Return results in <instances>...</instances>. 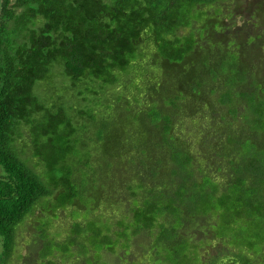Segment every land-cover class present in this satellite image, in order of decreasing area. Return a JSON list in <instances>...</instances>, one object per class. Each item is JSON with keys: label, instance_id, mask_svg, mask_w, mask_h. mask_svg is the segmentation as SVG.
<instances>
[{"label": "trees", "instance_id": "16d2710c", "mask_svg": "<svg viewBox=\"0 0 264 264\" xmlns=\"http://www.w3.org/2000/svg\"><path fill=\"white\" fill-rule=\"evenodd\" d=\"M224 1L0 0V264L36 209L43 264H264V0Z\"/></svg>", "mask_w": 264, "mask_h": 264}, {"label": "rangeland", "instance_id": "374dc122", "mask_svg": "<svg viewBox=\"0 0 264 264\" xmlns=\"http://www.w3.org/2000/svg\"><path fill=\"white\" fill-rule=\"evenodd\" d=\"M224 2L229 3L231 2V0H225ZM261 11L262 12L260 16L257 15L256 13L255 15H253L254 13L253 10H250L248 12L245 11L243 12V14L236 13L234 17L235 24L240 25L247 21L250 27L248 30H250L251 32L253 31L261 32L264 30V23H263L264 7ZM58 73H59V68L55 67L54 69L50 70L48 77L46 79L36 81L33 87L34 95H37L41 101H42V97L46 101L49 100L50 101L48 102L49 106L51 104H56L55 102L56 96L58 95L63 96L65 93V89L63 88L64 81H61V77L63 76L60 75V73L59 74ZM42 87H44V89ZM82 88L83 86H79V89ZM64 99H66L67 102L69 103L72 102L75 103L74 105L76 106L78 105L80 108H82L83 106L82 103L76 98L74 99V97L71 96L70 93L68 97H65L64 95ZM29 141H30L29 129L28 126L24 125L22 126V137L18 139L16 143L18 148L22 149L21 153L25 157L30 156V154L32 153L31 145L30 143H28ZM25 144L28 146H23ZM0 171H1V167H0ZM38 214H39V210L36 209V211L33 214H30L24 220V222L18 225V227L16 228L15 245L13 247V250L10 253L9 257L1 264H43L44 260L42 258L33 260V256L36 257V253L38 251L37 249L39 248V245L35 242V240L37 239L36 235L38 233V230L35 229V225H36L35 220ZM1 259H2V244L0 242V261ZM72 262L75 261L66 260L65 262H62L59 260L58 264H74Z\"/></svg>", "mask_w": 264, "mask_h": 264}]
</instances>
